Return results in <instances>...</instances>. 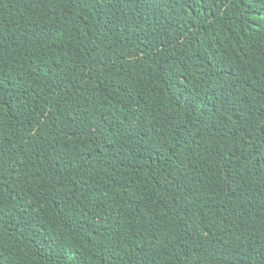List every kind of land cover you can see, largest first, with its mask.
Listing matches in <instances>:
<instances>
[{
    "label": "trees",
    "instance_id": "obj_1",
    "mask_svg": "<svg viewBox=\"0 0 264 264\" xmlns=\"http://www.w3.org/2000/svg\"><path fill=\"white\" fill-rule=\"evenodd\" d=\"M264 264V0H0V264Z\"/></svg>",
    "mask_w": 264,
    "mask_h": 264
},
{
    "label": "snow or ice",
    "instance_id": "obj_2",
    "mask_svg": "<svg viewBox=\"0 0 264 264\" xmlns=\"http://www.w3.org/2000/svg\"><path fill=\"white\" fill-rule=\"evenodd\" d=\"M241 264H244V262H243V261H241Z\"/></svg>",
    "mask_w": 264,
    "mask_h": 264
}]
</instances>
